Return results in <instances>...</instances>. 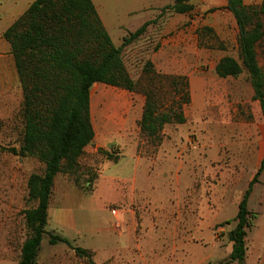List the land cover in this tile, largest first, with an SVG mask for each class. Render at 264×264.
<instances>
[{
	"label": "rangeland",
	"instance_id": "rangeland-1",
	"mask_svg": "<svg viewBox=\"0 0 264 264\" xmlns=\"http://www.w3.org/2000/svg\"><path fill=\"white\" fill-rule=\"evenodd\" d=\"M32 1L0 0V146L4 148L20 144L22 91L2 34ZM95 1L107 22L113 14L116 17L108 34L117 47L129 33L153 22L124 48L125 67L133 80L142 83L148 61L158 73L185 75L190 103L183 109L185 123L165 125L156 146L138 127L145 102L142 93L93 85L90 111L95 138L80 159L79 170L84 187L85 173L97 175L93 191L77 188L71 177L59 174L49 211L52 217L61 214L64 234L72 246L90 250L94 264H221L230 254L227 235L235 224L220 225L236 215L238 205L233 202L240 197L241 201L248 188L243 176L242 184L233 189L237 167L233 162L244 151L260 149L264 128L246 73L220 79L214 71L222 57L238 58L235 20L225 9V0H191L194 9L184 15L169 9L175 0ZM263 1L243 0L246 5ZM257 54L264 70V38ZM99 149L121 157L112 163ZM135 150L141 158L138 179L126 184L124 179L135 170ZM42 172L43 165L36 159L0 152V264L18 263L27 236L24 211L33 206L27 180ZM109 181L117 184L118 194L114 202L104 204L113 197L93 192L97 183L100 189ZM225 181L231 201L219 207L224 192L219 183L226 186ZM250 208L261 210L254 201ZM52 223L46 227L48 234H56ZM37 264L90 263L65 244L49 245L45 235Z\"/></svg>",
	"mask_w": 264,
	"mask_h": 264
},
{
	"label": "trees",
	"instance_id": "trees-1",
	"mask_svg": "<svg viewBox=\"0 0 264 264\" xmlns=\"http://www.w3.org/2000/svg\"><path fill=\"white\" fill-rule=\"evenodd\" d=\"M190 1L175 0L169 9L175 14H189L194 9ZM225 2L238 30V58L222 57L214 71L220 79L246 73L252 99L259 102L264 119V70L257 54L264 38V1L259 5H246L243 0ZM152 23L145 22L117 47L92 0H34L3 32L22 91V133L18 147L0 146V152L33 158L43 165L41 174H31L27 180L28 201L33 206L24 211L27 236L17 264H37L45 235L49 245L65 244L77 257L94 264L90 250L74 247L61 235L46 231L56 176L71 177L77 188L87 192L93 191L97 179L96 174L85 173L84 187L79 175L80 159L95 137L90 111L93 85L142 93L145 102L138 127L141 135L156 146L161 143L165 125L185 123L183 109L190 103L188 78L158 73L148 61L142 70V83L130 77L123 61L124 48L143 36ZM99 152L112 163L121 157L102 149ZM263 168L264 160L243 194L234 219L220 225L235 223L227 235L231 252L221 264H245L246 232L254 217L248 200Z\"/></svg>",
	"mask_w": 264,
	"mask_h": 264
},
{
	"label": "crops",
	"instance_id": "crops-1",
	"mask_svg": "<svg viewBox=\"0 0 264 264\" xmlns=\"http://www.w3.org/2000/svg\"><path fill=\"white\" fill-rule=\"evenodd\" d=\"M13 1H16V0H13ZM94 1H93V3H94ZM95 3L96 4H94V5L96 7V10H97V12L101 18L103 25L105 26V28L107 29V32H108V29H110V26H112L111 24H112V22H114V19L116 17L113 14L111 22H107L106 17L104 15L101 7L99 6V4L96 1H95ZM138 8L139 7L130 8V9L125 10V11L127 12L131 9H138ZM9 49H10V47H9ZM261 138H262L261 139L262 143H261L260 149L256 150L255 152H252L251 150L249 152L244 151L242 153L244 155L243 157H240V158L234 160L233 163L237 167H235V169L233 171V176H234V178H233V185H234L233 189H235L238 185L242 184L243 176L246 180L247 185H249V183L251 182V180L253 179V177L255 176L257 171L259 170L261 163L264 160V128H262V130H261ZM132 158H133L134 163H135V168H134L135 170H134V173L130 179L129 178L124 179V183H126V184H129V183L134 184L137 181L138 175H139V170H140L139 165L141 164V158L139 156H137L136 150H135ZM248 169L250 171L249 175H247ZM237 177H238V179H237ZM220 183H219V188L222 191L224 190V192L222 194H220V197L218 198V204H219V207H221V206L225 207L228 204V202L231 201V193H230V188H229L230 186L227 183V181H225L226 186H224L223 184H220ZM103 192H104V194L108 195L109 197H111V198L113 197V199H109V200L105 201L104 204H107V203L109 204V203L114 202L115 199L117 198V194H118L117 184L116 185L112 184L111 181H109V182L103 184V186L99 189V186L97 183L95 190L93 192V195H95V194L100 195ZM240 198H239V200L237 199V201L235 200L233 202L235 206L239 204ZM253 201L260 207V209H261L260 212L250 208ZM58 208H61V210H60L61 213L64 212V210L62 209L63 208L62 206H60ZM237 209H238V207H237ZM248 209L251 213L254 214V217L252 218V221H251V227L249 229H247V232H246L247 235H246L245 241H246L247 251H246L245 264H264V168H263L262 173L259 176L258 183H256L252 188V192H251L249 200H248ZM112 213L115 217H117L116 211H113ZM48 216H49L48 224H50L51 220H53V223L51 226L52 231H54V233H56L58 235H61L64 238L70 240L64 234L65 230L62 229V227H64L65 224L61 222V214L53 213V217H52V214L50 213V211H48ZM234 217L232 219H234ZM258 218H259V221H257ZM232 219H230V221ZM226 221H229V220H226ZM226 221H223V222H226ZM256 221H257V225H256ZM220 223L221 222H218L217 224H220ZM229 225H231V223ZM234 227H235V225H234ZM228 245H229V249L231 252L232 244L230 243Z\"/></svg>",
	"mask_w": 264,
	"mask_h": 264
},
{
	"label": "built area",
	"instance_id": "built-area-1",
	"mask_svg": "<svg viewBox=\"0 0 264 264\" xmlns=\"http://www.w3.org/2000/svg\"><path fill=\"white\" fill-rule=\"evenodd\" d=\"M115 227L119 228V223L118 222H116Z\"/></svg>",
	"mask_w": 264,
	"mask_h": 264
}]
</instances>
